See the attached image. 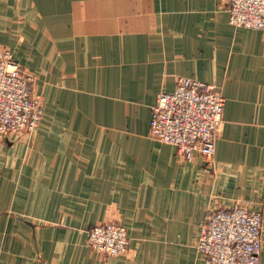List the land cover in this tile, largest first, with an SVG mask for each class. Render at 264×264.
<instances>
[{"label":"crops","instance_id":"crops-1","mask_svg":"<svg viewBox=\"0 0 264 264\" xmlns=\"http://www.w3.org/2000/svg\"><path fill=\"white\" fill-rule=\"evenodd\" d=\"M228 1L0 0V48L45 101L31 136L0 141V264H206L210 212L264 216V31L231 25ZM180 77L226 97L212 161L150 135ZM110 221L125 256L89 246Z\"/></svg>","mask_w":264,"mask_h":264},{"label":"built area","instance_id":"built-area-1","mask_svg":"<svg viewBox=\"0 0 264 264\" xmlns=\"http://www.w3.org/2000/svg\"><path fill=\"white\" fill-rule=\"evenodd\" d=\"M229 22L264 31V0H229ZM33 76L8 48H0V141H19L40 126L45 101L36 94ZM226 97L217 85L180 77L173 92L159 94L152 108L150 135L174 145L182 159L202 155L212 161L223 125ZM197 248L206 264H260L264 248V216L248 203L220 205L200 223ZM128 229L110 221L93 226L89 246L107 257L129 253Z\"/></svg>","mask_w":264,"mask_h":264}]
</instances>
